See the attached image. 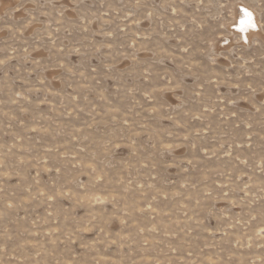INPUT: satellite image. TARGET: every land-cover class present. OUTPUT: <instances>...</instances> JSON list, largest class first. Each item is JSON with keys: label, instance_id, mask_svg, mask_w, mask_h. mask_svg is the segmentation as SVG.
<instances>
[{"label": "rangeland", "instance_id": "1", "mask_svg": "<svg viewBox=\"0 0 264 264\" xmlns=\"http://www.w3.org/2000/svg\"><path fill=\"white\" fill-rule=\"evenodd\" d=\"M0 264H264V0H0Z\"/></svg>", "mask_w": 264, "mask_h": 264}, {"label": "bare ground", "instance_id": "2", "mask_svg": "<svg viewBox=\"0 0 264 264\" xmlns=\"http://www.w3.org/2000/svg\"><path fill=\"white\" fill-rule=\"evenodd\" d=\"M243 10H244V14L240 13V18H239V21H238V25H239V28H241V30L243 29L242 32H246V37H248V35L251 34V32H252V31L250 32V30L256 24V20L253 21V19H252L253 17L251 16L253 14L249 13V11H247L245 8H243ZM242 13H243V11H242ZM241 21H243L244 23L242 24Z\"/></svg>", "mask_w": 264, "mask_h": 264}, {"label": "snow or ice", "instance_id": "3", "mask_svg": "<svg viewBox=\"0 0 264 264\" xmlns=\"http://www.w3.org/2000/svg\"><path fill=\"white\" fill-rule=\"evenodd\" d=\"M241 23L243 24L244 22L243 21H241ZM243 30V29H242Z\"/></svg>", "mask_w": 264, "mask_h": 264}]
</instances>
